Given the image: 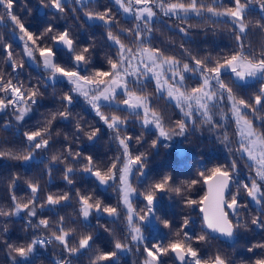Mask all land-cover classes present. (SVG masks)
Listing matches in <instances>:
<instances>
[{"label": "snow or ice", "instance_id": "6c2138e0", "mask_svg": "<svg viewBox=\"0 0 264 264\" xmlns=\"http://www.w3.org/2000/svg\"><path fill=\"white\" fill-rule=\"evenodd\" d=\"M29 5L0 0V161L39 172L0 174L8 264L49 247L52 264H264V0H37L52 19L35 28ZM224 33V48L193 39Z\"/></svg>", "mask_w": 264, "mask_h": 264}, {"label": "trees", "instance_id": "16d2710c", "mask_svg": "<svg viewBox=\"0 0 264 264\" xmlns=\"http://www.w3.org/2000/svg\"><path fill=\"white\" fill-rule=\"evenodd\" d=\"M36 3H37V0H30L29 6L32 7V9H33V15H31V16L24 15L25 22L27 24H31L33 28L37 27L38 25H42L47 20L52 19V17L50 15L45 16L44 14L43 15L39 14V10L35 9ZM101 3L107 4L108 0H101ZM17 10L19 11V9H17ZM46 11H47V9H45V12ZM60 23H63V22L61 21ZM68 24L73 26V28L75 29V25H73V22L70 18L68 20ZM4 31L5 30L3 28H0V34H3ZM99 31H102V29ZM176 39H177V42H179V37H177ZM193 39L197 40L199 43L205 44V46H209V50H211L210 46L212 45L213 42H215V44L219 45L220 48H224L225 45H228L231 43V41L227 39L226 33H224L223 35H220V36H212L211 34H209V36L207 38H205L203 36H199V37L194 36ZM99 40H100V37H99V35H97V41L99 42ZM12 42L14 44V47H16V50L19 51L20 49H19L18 45H20V42L18 40H16L15 38L12 39ZM40 71H41V69L36 68L32 64H28V65H26V69L24 70V76L25 77H31L33 79V82H35ZM57 91H59V89H57ZM50 99H51V89H49V96L46 97L45 100L43 101V106L40 107L38 110H36L32 114V117L28 122L29 125L35 124L36 121L40 118L41 113L46 112V110L50 104ZM77 111H79V108H77ZM88 118L91 119V114H89ZM17 135H19V133H17ZM0 138L9 139V140L12 139V137L9 134L2 133V132H0ZM218 147H219L218 145L213 144L207 138V135H205L203 150L206 153H208L209 155L214 156V157H221L222 158L223 153L217 150ZM93 151H95L101 155L109 152V144L107 141V137H105L103 140H101L100 144L98 146H96V148H94ZM162 155H163V153L161 154V156ZM160 160H161V157H157V165H156L157 167L159 166ZM12 163H15V162L0 161V174L7 176L8 172L10 170H12V171L20 172L22 175H31L33 177H36L39 175L38 170L35 168L32 170L31 173H25L23 171V169H21V168L10 169L9 166ZM33 163L35 164L36 161H34ZM180 170L186 171L187 166L181 165ZM53 177H54V186L51 187V190L53 192H55V191H57L58 188L63 187V181H62L61 174L58 172H54ZM78 177H79V174H78ZM47 179L48 178L45 176L44 179L41 181L42 187L46 186ZM76 185L77 186H83L85 189H88L92 186L91 180H87V182H84V181H81L79 178H77ZM47 190H48V188L46 187V191ZM3 194H4L3 189H0V195H3ZM106 195L109 198L114 197V194L112 193L111 189L108 190ZM112 202H114V199L112 200ZM177 211H178V209H177ZM71 212H72V209L69 208V209H66L64 212H61V215H69L70 216ZM166 232H167V230H162L160 232H153V234L149 237V239L154 240V241L155 240H162L164 242H167L168 237L166 235ZM10 234L12 236L13 242H16V240L18 238H23L24 236L28 235V233H25L23 231V221H18L17 223L10 225ZM146 235H147V233H146ZM107 239H108L107 234L102 233L101 240H100L101 246H104V244L107 243ZM58 251H59L58 249H54L52 247H49L47 249V251L43 253V255L45 257L44 264H52V261H54L56 255L58 254ZM136 259H137V257L135 254H122L121 259H120V264H133V261ZM0 264H8V262L6 260L5 252L2 249H0ZM80 264H88L87 256H84L81 258Z\"/></svg>", "mask_w": 264, "mask_h": 264}, {"label": "water", "instance_id": "95a60500", "mask_svg": "<svg viewBox=\"0 0 264 264\" xmlns=\"http://www.w3.org/2000/svg\"><path fill=\"white\" fill-rule=\"evenodd\" d=\"M45 13V9H39V14L43 15Z\"/></svg>", "mask_w": 264, "mask_h": 264}]
</instances>
